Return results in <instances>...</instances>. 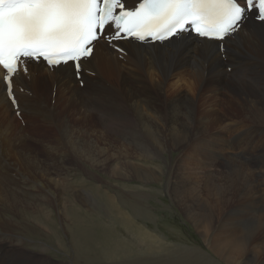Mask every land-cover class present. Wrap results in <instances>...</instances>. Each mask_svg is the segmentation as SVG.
<instances>
[{
	"label": "bare ground",
	"instance_id": "obj_1",
	"mask_svg": "<svg viewBox=\"0 0 264 264\" xmlns=\"http://www.w3.org/2000/svg\"><path fill=\"white\" fill-rule=\"evenodd\" d=\"M134 3L135 0H127L129 7ZM221 43L223 50L220 48ZM117 48H123L126 54L120 53ZM27 68V74L21 71L14 79L15 97L18 100L16 106L12 105L3 87H0V206L10 210L50 209L53 203L57 205L62 220L68 218L66 212L69 205L65 204V199H62V194L68 191V178L66 174L64 175L63 166L66 164L71 166L66 160L73 159L74 153V157L88 159L91 162L89 165L95 162L101 166L106 164L99 157L102 155L99 152L104 150L90 136L93 135V133L90 134L91 130H78L76 125L80 120L91 119L93 113H97V119L102 126L103 130L100 133H105L107 139V134H112L122 144L126 156L132 158L125 164L128 166V172L125 170L127 177L130 180L143 182L148 177L154 176L153 168L140 163L141 159L149 154L157 158L175 149L187 153L184 157L190 158L191 152L210 150V141L202 145V141L198 142L197 139H214L220 134L223 136V133L231 132L235 135H251L260 132L252 125H245L246 120L240 119L241 117L227 115L229 113L225 110L228 108L240 107L253 121L264 123V25L256 21L254 15L249 16L233 38H226L223 42L201 39L190 33H183L176 40L156 44L139 43L129 39L114 40L110 46L106 40L101 39L95 45L94 56L84 62L83 70L86 69L87 73H82L80 81L76 78L72 63L49 70L42 60L30 61ZM3 74L4 71L0 68V78ZM199 94L201 97L196 100ZM227 98L229 100H226ZM122 105L123 107L125 105L130 113L126 112ZM17 111L21 113L20 117L16 115ZM76 116L79 119L75 118ZM36 118L44 121L46 124L44 126L57 128L55 138L37 139L34 136L35 129L32 128L27 129V131L30 130L29 134L26 133L25 128L32 127ZM27 123H29L28 126ZM81 134L90 137L83 138ZM81 139L84 141L88 139L91 143L87 144L86 141L83 143ZM53 140L54 143H52ZM66 150L71 151L72 155L67 154ZM64 151L67 153L64 155L60 153ZM209 152H212V149ZM56 153L63 156L58 157ZM97 153L100 155L95 156ZM105 158L108 160L107 156ZM118 168L120 170V167ZM233 173L235 174L234 169ZM243 175V172L236 171L235 178L239 180L243 178ZM198 184L191 182L189 187L187 185L183 187L184 190L190 189L189 195L196 201L201 196ZM191 190L194 192L191 193ZM207 191L210 192L207 195L214 197L210 208L213 204L215 209L217 207L220 209L224 202H228L223 196V190L222 192L220 190L222 194H217L218 189L214 193H211L213 192L211 189ZM183 192L181 190L180 195ZM105 195L108 196L107 193ZM39 197L40 200H38ZM83 197L85 200L91 198L81 196L78 192L75 199L73 198L76 206L80 204V199ZM29 199L36 200L28 201ZM45 204L46 208H44ZM208 205H202L199 207L200 212L191 215L195 224L205 227L206 233L209 232L214 221V215ZM63 208L62 214L60 210ZM186 209L188 211V208ZM6 222L11 226L16 224L14 219ZM146 235L153 238L152 235L147 233ZM226 237L223 236L224 239ZM214 240L216 242V239ZM142 242H146L145 235ZM246 245H248L246 239L235 240L232 236L214 243L213 249L221 260L228 264H236L235 259L245 255ZM45 251L46 248H42V252ZM33 259L39 258L25 250L24 239L15 237L11 233L4 235L0 231V264H35ZM42 264L55 263L46 258L42 260Z\"/></svg>",
	"mask_w": 264,
	"mask_h": 264
},
{
	"label": "rangeland",
	"instance_id": "obj_2",
	"mask_svg": "<svg viewBox=\"0 0 264 264\" xmlns=\"http://www.w3.org/2000/svg\"><path fill=\"white\" fill-rule=\"evenodd\" d=\"M106 43L108 42L106 41ZM83 72L85 74L87 70L84 69L79 77L76 74L79 81ZM124 94L127 95L125 92ZM200 97L201 94L197 95L196 100ZM121 107L130 113L125 105ZM225 111L231 117H241L240 119L246 120L245 125L254 126L261 133L235 135L231 132L232 134L223 133V136L220 134L219 137L214 138L215 140L212 138L197 139L198 142L202 141V145L210 141L212 152H209L210 150L209 153L206 151L191 152L190 158L184 157L187 153L175 149L157 158L149 154L148 159L147 157L141 159L140 163L154 169V179L148 177L144 182L130 180L127 177L125 173L128 172V166H125V164L129 163L132 158L126 156L122 144L112 134L108 133L107 139L105 133H100L103 130L102 126L97 119V113L92 112L91 119L87 121L80 120L76 125L78 130H91L90 134L93 133V135H89L104 150L99 152L102 155L104 153L103 156L99 153L95 156L100 155V159L105 161L106 164L101 166V164L95 162L96 165H89L91 162L88 159H80L78 156H75V158L74 153L72 152V155L69 150H66L68 153L66 151L60 152L63 155L70 153L73 157V159L66 160L69 161L72 167L68 164L63 166L65 168L64 175L66 174L68 178V191L62 194V199H65V204L68 203L67 205H69L66 212L68 218L62 220L57 205L53 203L51 210L28 208L26 211L25 209L16 211L0 206L1 233L4 235L11 233L15 237L24 239L25 250L32 252L39 258L33 259L35 264H42V260L46 258L52 260L55 264H228L216 256L213 245L217 241H224L227 237L232 238V236L235 240L246 239L248 241L244 257L235 259L236 264H264V123L253 121L245 114L247 112L240 107L228 108ZM20 114L19 112V115H16L20 117ZM75 118L79 119L78 116ZM34 120L32 127L25 128L26 133L29 134L30 130L27 131V129L32 128L35 129L34 136L37 139L55 138L56 132H58L57 128L52 129L49 126H44L46 124L39 118ZM249 120L252 122H248ZM28 125L29 123H27ZM84 135L81 134L80 136L83 138L90 137ZM81 140L83 143L85 141L87 144L91 143L88 139V141ZM52 143H54V140ZM120 147L122 148L120 149ZM60 153H56V155L58 157L63 156ZM106 156L108 160H106ZM116 166L120 167V170ZM235 170L243 172V178L236 179ZM53 177L55 178V176ZM141 182L143 183L141 184ZM191 182L199 183L198 188L201 191L199 193L203 197L200 196L198 201L189 195L190 189L186 188L184 190L183 188L185 185L189 187ZM249 182L251 185L248 184ZM247 188L249 192H246ZM207 189L213 190L211 193L218 189L217 194L223 193L228 202H224L220 209L219 207L215 209L213 204L212 208L214 209L210 208L214 197L207 195L209 192ZM181 190L184 192L180 195ZM220 190L221 192L223 190V192L220 193ZM78 192L81 196L85 195L91 198L88 199L89 201L85 200V197L81 198V205L76 206L73 201ZM193 192L194 190H191V193ZM104 193H107L108 196L106 197ZM34 200L36 199H29L28 201ZM38 200H40V197ZM86 201L88 204H86ZM92 203L96 206H93ZM202 205H208L214 215V221L208 233L205 232V227L195 224L192 218V213L200 212L199 207ZM44 208H46V204ZM183 210L186 211L183 212ZM60 212L63 214L64 208ZM204 212L206 211L204 210ZM11 219L16 221L14 226L8 225L6 222ZM248 231L251 232L248 233ZM146 233L152 235L153 238L147 237ZM235 234L237 235L234 238ZM144 235L146 236V242H142ZM223 236L227 237L224 239ZM152 239L154 240L152 241ZM214 239H216V242ZM42 248H46V251L42 252Z\"/></svg>",
	"mask_w": 264,
	"mask_h": 264
},
{
	"label": "snow or ice",
	"instance_id": "obj_3",
	"mask_svg": "<svg viewBox=\"0 0 264 264\" xmlns=\"http://www.w3.org/2000/svg\"><path fill=\"white\" fill-rule=\"evenodd\" d=\"M250 15L264 25V0H0V87L16 106L14 79L30 61L71 62L79 77L101 39L165 42L191 31L223 42Z\"/></svg>",
	"mask_w": 264,
	"mask_h": 264
}]
</instances>
